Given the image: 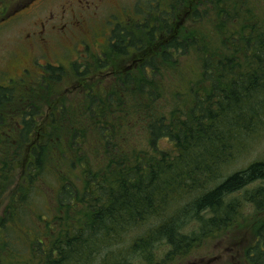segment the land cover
<instances>
[{
  "label": "trees",
  "instance_id": "16d2710c",
  "mask_svg": "<svg viewBox=\"0 0 264 264\" xmlns=\"http://www.w3.org/2000/svg\"><path fill=\"white\" fill-rule=\"evenodd\" d=\"M159 4L114 25L103 56L72 65L84 83L76 102L60 100L64 70L53 64L36 86H0V201L11 188L0 264L20 255L19 233L32 237L30 256L8 264H94L102 253L99 264H173L244 221L254 233L244 262L264 264V158L231 168L264 133V0ZM191 55L199 79L172 92L158 78ZM110 67L109 82L86 84ZM37 92L51 109L42 123ZM51 179L55 204L26 227Z\"/></svg>",
  "mask_w": 264,
  "mask_h": 264
},
{
  "label": "rangeland",
  "instance_id": "374dc122",
  "mask_svg": "<svg viewBox=\"0 0 264 264\" xmlns=\"http://www.w3.org/2000/svg\"><path fill=\"white\" fill-rule=\"evenodd\" d=\"M157 2L158 0H108L105 5H100L97 0H0V11L9 6L7 12L0 13V86H5L11 81L22 88L25 87V84L36 86V80L41 78L42 73L40 72L45 69L42 64L49 63L64 70L62 71L64 72L63 78L55 82L59 89L58 95H63L60 100L68 105L76 102L83 96L81 90L84 89V83H79L74 74L72 75V65L79 62L82 69L91 54L103 56V50L108 48L110 32L115 27L114 25L119 24L120 21L128 24L129 22H125L129 21L128 19H131V17L135 21L140 19L143 16L142 14L147 10H151ZM159 3L161 8H168L171 5L168 0H159ZM74 19L80 21L79 25H75L68 32L56 31V34L61 33L59 34L61 35L60 38L50 41L47 47H38L39 44L33 38L27 36L30 31H42L44 26L47 31H50L49 26L51 24L61 25L65 23V20L71 22ZM204 30H210L208 23L204 25ZM129 61L125 64L131 65L132 62ZM46 67L48 66L46 65ZM24 68H30L31 74L26 77V80H21L20 76ZM110 71H112L111 67L106 69V74L101 72L95 78H88L85 82L86 84L96 83L97 80L101 79L108 81L106 78H108L107 74ZM199 73L200 67L197 58L195 55H191L184 61L180 73H170L167 79L163 77L158 79L161 81L167 80V84L173 87L172 92L175 89L181 91L184 88L189 89L194 84L193 82L199 79ZM171 76H174L173 79H171ZM10 78L14 79L9 80ZM39 94L41 92H37L34 96L41 113L38 121L42 123L46 120L45 118L51 109L44 104L42 105V99L40 98L43 95L40 96ZM135 139H137V142H141L142 145L146 140L140 132L136 133ZM87 141L89 148L93 147L94 135L90 133ZM251 145L250 150L244 154V160L231 165V168L243 165L244 161L250 162L254 159L264 158L263 132L253 138ZM23 171V168L19 169L18 174L21 175ZM51 184H55L53 179L48 182V185H43V193L40 196H34L35 198L30 201L31 203L28 205V213L30 214L26 215L24 221L26 227H29L30 220H33L30 215L36 217V212H39L41 208L47 213V208L55 204L54 189L50 187ZM260 184H264V182ZM10 193L11 188L1 198L0 218L3 216L4 206L9 200ZM250 209L249 204L242 208L243 215L249 214ZM188 227L189 225L186 230L189 229ZM233 228L234 230L226 235L217 234L204 240V242L201 241L193 248L188 259L177 260L173 264H246L244 262L245 249L254 240L253 228L250 226L249 221H244L243 224L236 225ZM19 234L21 239L25 241L18 244L20 255L16 253L18 255L16 258L5 256L4 261L7 264L9 260L23 262L24 259L30 256L31 251L27 248L26 243L30 242L29 240H32V237L29 234L31 238L27 240L24 233ZM102 255L105 256L104 253L98 257L94 254L91 262L99 264L103 259ZM136 263H139L138 259Z\"/></svg>",
  "mask_w": 264,
  "mask_h": 264
},
{
  "label": "flooded vegetation",
  "instance_id": "af4514ba",
  "mask_svg": "<svg viewBox=\"0 0 264 264\" xmlns=\"http://www.w3.org/2000/svg\"><path fill=\"white\" fill-rule=\"evenodd\" d=\"M97 1L100 3V5H102V4L105 5L108 0H97ZM117 1H119V0H117ZM65 12H66V8H65ZM128 20L130 21V19H128ZM78 23H80V21L78 19H74L71 22H68L67 20H65V23H63L61 25L51 24L49 26V28H51L50 31H47L46 27L44 26L42 31L41 30L30 31V33L27 34V36L29 38H31V39L33 38L34 41L39 44L38 47H40V46L47 47V45L50 43V41H53L55 39L60 38L61 35H59V34H61V33H57L56 34L55 33L56 31L68 32L70 29H72ZM42 43H43V45H42ZM37 65L39 66V63ZM42 65L44 66L45 69H43L44 71L40 72V73H42L41 75H44L46 73V69H47L46 65L48 66V65H51V64H49V63L48 64H44L43 63ZM30 74H31L30 68H24L23 72L21 73L20 79L21 80H26L27 79L26 77H28V75H30ZM13 79L14 78H10L9 80H13Z\"/></svg>",
  "mask_w": 264,
  "mask_h": 264
}]
</instances>
